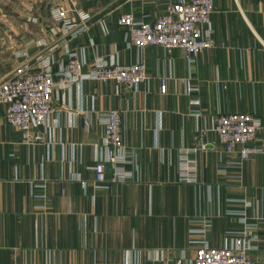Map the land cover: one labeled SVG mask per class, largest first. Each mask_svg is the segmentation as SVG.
Wrapping results in <instances>:
<instances>
[{
  "label": "crops",
  "instance_id": "1",
  "mask_svg": "<svg viewBox=\"0 0 264 264\" xmlns=\"http://www.w3.org/2000/svg\"><path fill=\"white\" fill-rule=\"evenodd\" d=\"M175 1L0 0V77L50 57L57 83L55 112L46 128L31 129L32 139L0 104V264H190L198 247H231L238 238L264 263V2L215 0L214 47L193 61L179 48L130 43L122 14L155 21ZM57 5L74 22L90 14L86 28L63 33L51 16ZM70 53L85 73L99 59L144 62L147 82L62 83ZM114 109L129 177L113 182L107 164L97 183ZM240 112L261 122L253 143L260 151L245 160L239 147L226 152L214 130L219 114Z\"/></svg>",
  "mask_w": 264,
  "mask_h": 264
},
{
  "label": "built area",
  "instance_id": "2",
  "mask_svg": "<svg viewBox=\"0 0 264 264\" xmlns=\"http://www.w3.org/2000/svg\"><path fill=\"white\" fill-rule=\"evenodd\" d=\"M214 2L215 0H176L155 21H139L132 13H124L119 17L118 24L127 30L130 43L136 47L160 46L166 50L179 48L184 51L188 60L193 61L204 50L214 47L210 27ZM51 16L55 22L61 23L63 33L71 35L85 29L91 18L90 14L80 11V21L74 22L61 5L52 7ZM202 27H205L204 31ZM23 55L24 52L18 54ZM41 61L44 64L38 68L29 61L20 62L6 77H0V104L6 105V119L27 139H32L31 129L46 128L50 116L55 112L53 102L57 83L51 70V59L46 57ZM84 64L77 53H70L61 82L94 79L115 81L137 88L148 79L144 62L119 65L99 59L95 68L88 73L83 71ZM165 90L166 82L162 80L161 91ZM260 127L259 118L251 113H222L215 118L214 130L226 152L239 147L240 157L245 160L252 153L260 151L253 146ZM121 133L119 111H108L103 147L94 167L97 183L105 181L107 164L114 167L111 177L113 182L125 181L129 177L121 169L127 156ZM38 138L39 136L35 137ZM249 250L250 246L243 238L236 239L231 247L218 248L205 244L196 249L194 260L190 264H264L253 261Z\"/></svg>",
  "mask_w": 264,
  "mask_h": 264
}]
</instances>
